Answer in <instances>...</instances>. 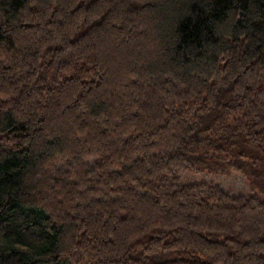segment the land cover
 I'll return each instance as SVG.
<instances>
[{
  "label": "trees",
  "instance_id": "trees-1",
  "mask_svg": "<svg viewBox=\"0 0 264 264\" xmlns=\"http://www.w3.org/2000/svg\"><path fill=\"white\" fill-rule=\"evenodd\" d=\"M0 264H264V0H0Z\"/></svg>",
  "mask_w": 264,
  "mask_h": 264
},
{
  "label": "rangeland",
  "instance_id": "rangeland-1",
  "mask_svg": "<svg viewBox=\"0 0 264 264\" xmlns=\"http://www.w3.org/2000/svg\"><path fill=\"white\" fill-rule=\"evenodd\" d=\"M224 180V181H223ZM223 180H220L221 181V184L224 185L225 187H232V183L235 184V185H238L236 186L237 190L239 191H243V189H245V184H247L245 181H240L238 180L237 178H232V177H225Z\"/></svg>",
  "mask_w": 264,
  "mask_h": 264
},
{
  "label": "bare ground",
  "instance_id": "bare-ground-1",
  "mask_svg": "<svg viewBox=\"0 0 264 264\" xmlns=\"http://www.w3.org/2000/svg\"><path fill=\"white\" fill-rule=\"evenodd\" d=\"M214 176H215L214 178L217 179V180H218V179H220V180H221V179H224V176H223V175L215 174ZM232 178H236V177H232Z\"/></svg>",
  "mask_w": 264,
  "mask_h": 264
}]
</instances>
